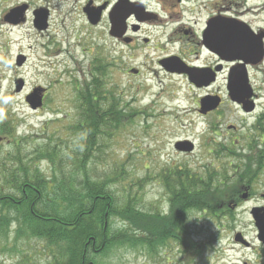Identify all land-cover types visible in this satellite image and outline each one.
Wrapping results in <instances>:
<instances>
[{"label": "rangeland", "instance_id": "374dc122", "mask_svg": "<svg viewBox=\"0 0 264 264\" xmlns=\"http://www.w3.org/2000/svg\"><path fill=\"white\" fill-rule=\"evenodd\" d=\"M0 1L1 14L9 9L11 2ZM67 1H52L49 6V27L44 32L35 29L29 19L10 28L0 24V155L10 154L9 157H12L20 154L28 160L31 156H44L41 149L46 143L51 146L56 144L61 160L52 165L54 171L60 170L58 177L62 178V174H69L73 170L71 153L92 147V142L94 144L98 141V145L92 148V153L96 154L91 157L88 167L98 168L104 178L110 174L115 179L112 184L117 197L128 191L130 199L140 198L139 192L133 196L137 188L128 181L132 177L142 179L145 176L149 183L143 190L142 210L168 213V201L164 193L168 194L158 180L159 169L173 167V164L180 162L182 165L187 164L186 154L176 152L172 148L174 144L191 142L193 138L198 139L195 142L200 144L199 133L205 130L203 120H196V115L190 116L188 112L198 97H205L209 92L205 91L204 94L190 89L184 78L167 76L160 71L157 61L162 52L154 51L153 45L147 47L151 50L145 47L143 52L141 46L124 47L108 41L102 28L84 27L79 18L77 0ZM15 2L40 7L43 0H12L11 4ZM258 20L262 19L258 17ZM155 48L170 52L169 46L163 48V45H157ZM101 64L107 66L109 83L115 91L124 94L123 99L130 102V109L135 114L118 129L111 128L109 131L114 132L106 137L83 143L79 132L69 131L68 128L77 129L80 125L82 114L79 109V92L82 81L91 69ZM132 70H137L139 74H132ZM16 82H22L19 92L16 90ZM78 83L80 88L76 89ZM41 88L44 91H39ZM34 91H39L37 93L42 99L39 110H31L25 104L26 96ZM229 112L227 110L225 119H228ZM189 122L196 125V128L188 127ZM52 131L55 134L49 138L46 133ZM46 137L52 143L47 142ZM116 154L128 158L124 167L115 166L113 161L116 160ZM191 158L203 168H178L180 173L202 175L206 171L204 166L213 168L211 165L219 159L199 147H196ZM119 159H122L121 156ZM81 162L82 159L76 160V166L82 168ZM40 163L43 170L46 164L42 161ZM47 168L52 166L47 164ZM128 170L130 176L125 175ZM141 207L142 204L139 205ZM205 219L196 210L188 212L186 216V234L190 241L199 245L193 250L185 242L184 245L173 238V241L155 242L157 247L153 258L143 252L122 247L116 252H102L95 261L97 264H218L217 243L210 247L206 244L207 240L213 242L215 238L209 239L205 234L209 228L212 230ZM124 220L127 223H122L119 216H110L105 225H113L109 234L119 230L129 238H146L143 234L135 233L128 219ZM17 228L18 224L12 222L8 227L5 225L0 229V264H19L25 259H29L31 264H46L47 258L41 259L37 251L42 244L41 239L28 238L23 233L19 236ZM138 244L141 247V242ZM41 254L45 253L41 251Z\"/></svg>", "mask_w": 264, "mask_h": 264}, {"label": "flooded vegetation", "instance_id": "af4514ba", "mask_svg": "<svg viewBox=\"0 0 264 264\" xmlns=\"http://www.w3.org/2000/svg\"><path fill=\"white\" fill-rule=\"evenodd\" d=\"M52 1L32 7L10 0L9 9L0 14V24L10 28L29 19L35 29L44 32ZM76 3L84 27L102 28L108 41L141 46L143 52L153 45L154 51L162 52L158 60H179L182 70L195 72L193 80L202 85L197 90L217 97L212 98L213 109L207 111L211 101L202 104L201 96L194 101L188 114L203 120L205 130L199 133L200 144L194 138L188 144L187 164L175 163L173 168H203L191 158L196 147L219 158L213 168L204 166L203 177L210 181L213 194L202 208L213 230L205 234L215 238L206 244L217 243L218 264H264V0ZM157 45L169 46L170 52ZM183 74L171 76L184 78L190 89L197 88ZM212 80L215 83L208 85ZM227 110L231 112L225 119ZM188 127L196 125L189 122Z\"/></svg>", "mask_w": 264, "mask_h": 264}, {"label": "trees", "instance_id": "16d2710c", "mask_svg": "<svg viewBox=\"0 0 264 264\" xmlns=\"http://www.w3.org/2000/svg\"><path fill=\"white\" fill-rule=\"evenodd\" d=\"M106 67L101 64L91 69L82 81L79 92L82 121L77 129L70 126L68 129L77 130L83 143L106 137L114 132L109 131L111 128L118 129L135 114L130 109V102L123 99L124 94L115 91L109 83ZM75 87L79 89V83ZM54 134L55 131L46 133L49 138ZM46 141L50 142L48 138ZM92 145L71 153L73 170L62 174V178L58 177L60 170L54 171L52 165L61 160L56 144L46 143L41 149L44 156H31L28 160L20 154L12 157L10 154L0 155V229L13 222L18 224L19 236L23 233L28 238L41 239L42 244L37 251L41 259L47 258L46 264H97V255L104 251L116 252L122 247L153 258L157 247L155 242L173 241V238L183 244L185 242L190 250L195 249L197 244L186 234L185 219L188 212L199 209L206 199L212 197L210 181L203 174L193 177L173 173L172 166L161 168L158 180L168 194L164 193L168 213L142 210L143 190L149 183L146 181L148 178L132 177L128 181L137 188L133 196L139 192L140 198L130 199L128 191L126 193L129 194L117 197L112 184L115 179L110 174L104 178L98 168L88 167L91 157L96 154L92 153V148L98 145V141ZM116 155L115 166L124 167L128 158L124 159L123 154ZM120 156L124 160L119 159ZM78 159H82V168L75 164ZM41 161L46 164L43 170ZM47 164L52 168L48 169ZM125 175L130 176V170ZM112 215L119 216L122 223H127L124 219H128L135 233L146 238H129L119 230L110 235L113 225H105ZM139 242L141 247H138ZM19 264L31 263L25 259Z\"/></svg>", "mask_w": 264, "mask_h": 264}, {"label": "water", "instance_id": "95a60500", "mask_svg": "<svg viewBox=\"0 0 264 264\" xmlns=\"http://www.w3.org/2000/svg\"><path fill=\"white\" fill-rule=\"evenodd\" d=\"M38 22H39V20H38ZM20 57H22V56H20ZM172 59H165V60H163V61H160L159 62V64H160V66L165 70V71H167V72H177V73H186V74H188V72H187V70H182L175 62H172L171 61ZM173 65L176 67L174 70H173ZM134 73H136V71H134ZM190 74V73H189ZM16 84H17V88H16V90H17V92H19L20 90H21V88H22V82L19 84L18 82H16ZM36 92H38V91H34V93H32L31 95H29L27 98H26V102L31 106V108L32 109H34V108H36V107H38V106H40V104H38V103H36L37 101H36ZM39 101H40V98H39ZM209 101H211L212 102V106L210 107V108H208V109H205V110H209V109H213V107H214V104H215V102H213L209 97H205V98H203L202 100H201V102H202V104L204 103V102H209ZM38 104V105H37ZM181 144V143H180ZM183 151H189L190 150V148H184V149H182Z\"/></svg>", "mask_w": 264, "mask_h": 264}]
</instances>
